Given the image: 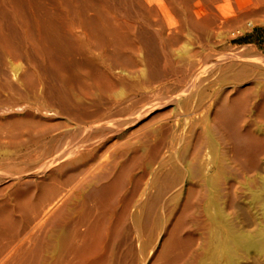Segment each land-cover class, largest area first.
I'll list each match as a JSON object with an SVG mask.
<instances>
[{
	"label": "bare ground",
	"instance_id": "1",
	"mask_svg": "<svg viewBox=\"0 0 264 264\" xmlns=\"http://www.w3.org/2000/svg\"><path fill=\"white\" fill-rule=\"evenodd\" d=\"M6 2L0 61L22 62L19 78L50 105L14 118L8 131L0 116V143L42 140L52 125L44 112L78 123L98 114L91 125L102 130L95 146L89 137L71 140L37 175L6 171L0 264H264V225L241 229L223 207L244 178L255 198L264 196V57L204 54L223 27L264 23V0H103L93 13L64 0L60 36L86 62L77 85L64 89L47 83L34 36L22 25L19 37L9 34L6 19L17 20ZM186 36L192 47L180 64L174 45ZM184 69L177 94L138 105Z\"/></svg>",
	"mask_w": 264,
	"mask_h": 264
},
{
	"label": "rangeland",
	"instance_id": "2",
	"mask_svg": "<svg viewBox=\"0 0 264 264\" xmlns=\"http://www.w3.org/2000/svg\"><path fill=\"white\" fill-rule=\"evenodd\" d=\"M64 0H7V6L13 8L16 13L15 23L12 18L6 19L4 26H7L10 35L20 36V28L22 25L27 34L39 42V50L44 58V65L47 67V83L54 85L59 89H64L67 83L75 81L73 85H77L78 79H75L76 74L81 70L83 65H86L84 58L79 56L77 52L71 50L60 36L61 20L59 18L62 10L60 2ZM81 10H90L97 8L103 3V0H72ZM247 0H231V6L243 5ZM61 6V7H60ZM227 10L228 6L222 8ZM264 11H261V15ZM260 15V16H261ZM258 16V18H260ZM253 22L252 27H246L244 21L241 25L236 27H223L219 33L217 40L219 44L213 50L206 51L208 57L215 58L217 54L234 52L239 55L241 60L247 61L246 54L248 51L264 57V23L256 21ZM32 38V39H33ZM40 41H39V39ZM191 48V39L186 36L182 41L174 45V58L181 56L184 49ZM24 53H31L32 47L30 43L22 47ZM180 64L185 62L184 58H176ZM22 62L19 60L6 59L0 61V103H7L0 105V116L2 117V124L5 131L11 130L14 126L13 119L25 116L28 111L34 112L36 115L40 114L36 110L37 106H49L48 97L43 94L33 93L28 90V85L23 79H20L16 68ZM211 76V75H210ZM140 77L129 78V81ZM188 78V71L184 69L177 77H172L168 81L156 84L152 90L138 105H143L147 102H152L159 97H167L178 93L179 88L184 84ZM75 79V80H74ZM261 81V80H259ZM264 83V80H262ZM13 86L14 90H9L7 87ZM247 86V85H246ZM126 105V103H124ZM32 106V109H31ZM52 108V107H49ZM119 107L107 109L105 114H115ZM44 115L51 117V129L45 137L40 141L27 144H13L8 142L7 136L5 142L0 143V177L1 185L5 184L10 179L6 171L17 170L22 167H27L37 175L36 170L42 163L49 162L55 159L59 150L70 148V141L80 138L89 137L91 145L95 146L97 129L92 123H96L100 115H93L85 118L82 123L72 121L67 115H51L50 112H44ZM118 116L112 117L113 119ZM96 125V124H95ZM107 129H105L106 131ZM79 138V137H78ZM3 170V172H2ZM242 190L235 196H232L230 205L223 204L229 217L235 222V226L251 230L257 229L264 225L263 211H264V196L255 198L252 195V190L247 185L246 178L241 179L240 185ZM249 187V188H248ZM183 194V193H182ZM184 195V194H183ZM217 216V210L213 208L210 211ZM168 216V214H167ZM166 216V217H167ZM216 224V223H215ZM158 225L155 223L154 227ZM156 241L157 234L153 235ZM218 236H214L213 241H216ZM150 238V232L147 231L145 239ZM219 238V237H218ZM220 239V238H219ZM151 248L148 249L150 251ZM207 260L200 261L199 264H206ZM141 264V263H139Z\"/></svg>",
	"mask_w": 264,
	"mask_h": 264
}]
</instances>
